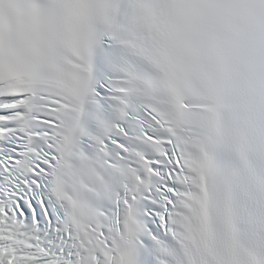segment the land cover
<instances>
[{"label": "snow or ice", "instance_id": "obj_1", "mask_svg": "<svg viewBox=\"0 0 264 264\" xmlns=\"http://www.w3.org/2000/svg\"><path fill=\"white\" fill-rule=\"evenodd\" d=\"M0 264H264V0H0Z\"/></svg>", "mask_w": 264, "mask_h": 264}]
</instances>
